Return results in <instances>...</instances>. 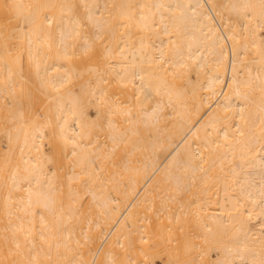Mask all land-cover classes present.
Returning a JSON list of instances; mask_svg holds the SVG:
<instances>
[{
	"label": "bare ground",
	"instance_id": "bare-ground-1",
	"mask_svg": "<svg viewBox=\"0 0 264 264\" xmlns=\"http://www.w3.org/2000/svg\"><path fill=\"white\" fill-rule=\"evenodd\" d=\"M262 29L264 0H0V264H264Z\"/></svg>",
	"mask_w": 264,
	"mask_h": 264
},
{
	"label": "rangeland",
	"instance_id": "rangeland-1",
	"mask_svg": "<svg viewBox=\"0 0 264 264\" xmlns=\"http://www.w3.org/2000/svg\"><path fill=\"white\" fill-rule=\"evenodd\" d=\"M261 33H263L264 34V30L262 29L261 30ZM0 144L2 145V148H6V147H8V141H7V138L5 137V135H4V132L3 131H0ZM46 148H47V150L49 151V147L48 146H46ZM9 179V170L6 172V180H8ZM214 252V251H213ZM212 255L213 256H215V253H212ZM240 262V261H239ZM238 262V264H246L245 262H240L239 263ZM161 264H162V262H160Z\"/></svg>",
	"mask_w": 264,
	"mask_h": 264
}]
</instances>
